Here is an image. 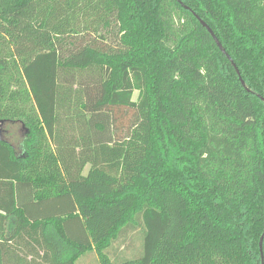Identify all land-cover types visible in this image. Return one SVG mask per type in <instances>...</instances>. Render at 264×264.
Segmentation results:
<instances>
[{
    "label": "trees",
    "instance_id": "obj_1",
    "mask_svg": "<svg viewBox=\"0 0 264 264\" xmlns=\"http://www.w3.org/2000/svg\"><path fill=\"white\" fill-rule=\"evenodd\" d=\"M0 121V264H264V0H0Z\"/></svg>",
    "mask_w": 264,
    "mask_h": 264
},
{
    "label": "rangeland",
    "instance_id": "obj_2",
    "mask_svg": "<svg viewBox=\"0 0 264 264\" xmlns=\"http://www.w3.org/2000/svg\"><path fill=\"white\" fill-rule=\"evenodd\" d=\"M137 93L134 94L133 100H136ZM3 130H8L11 132V141L16 145L20 142L19 130L16 127H4ZM86 173V170H85ZM126 241L123 243V247L115 244L113 249L108 253L111 260H116L119 256H124L126 258L137 257L140 255V236L138 233H130L126 237ZM119 247V249H117ZM123 248V249H122ZM76 264H99L97 256L95 254L87 253L85 256L80 258Z\"/></svg>",
    "mask_w": 264,
    "mask_h": 264
},
{
    "label": "water",
    "instance_id": "obj_3",
    "mask_svg": "<svg viewBox=\"0 0 264 264\" xmlns=\"http://www.w3.org/2000/svg\"><path fill=\"white\" fill-rule=\"evenodd\" d=\"M196 18L198 19V17L196 16ZM199 20V19H198ZM201 23V25L207 30V32L211 35L212 39L215 41L217 47L219 48V50L224 54L226 55L225 51L223 50V48L221 47L220 43L218 42V40L216 39V37L214 36L213 32L211 31V29L205 24L203 23L202 21H199ZM228 60H230L229 57H227ZM237 74L239 75L238 71L236 70ZM241 81V80H240ZM241 84L244 85L243 81H241ZM2 126H3V122L0 121V140L2 138ZM263 237H264V234L263 236L261 237V242H260V248H261V245H262V240H263ZM261 250V249H260Z\"/></svg>",
    "mask_w": 264,
    "mask_h": 264
}]
</instances>
